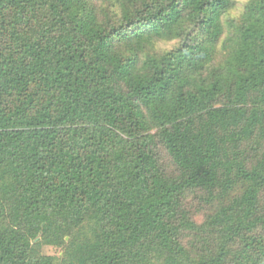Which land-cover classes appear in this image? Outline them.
<instances>
[{"label": "trees", "instance_id": "16d2710c", "mask_svg": "<svg viewBox=\"0 0 264 264\" xmlns=\"http://www.w3.org/2000/svg\"><path fill=\"white\" fill-rule=\"evenodd\" d=\"M237 4L0 0V264H264V0Z\"/></svg>", "mask_w": 264, "mask_h": 264}, {"label": "rangeland", "instance_id": "374dc122", "mask_svg": "<svg viewBox=\"0 0 264 264\" xmlns=\"http://www.w3.org/2000/svg\"><path fill=\"white\" fill-rule=\"evenodd\" d=\"M248 1L249 0H238L237 8L233 12L232 18L237 19L241 15V13L243 12L244 6ZM174 46H175V43H162L160 45V48L161 50L167 51L173 48ZM41 253L46 256H56V257H60L63 254L62 249L58 247H52V246H44L41 250Z\"/></svg>", "mask_w": 264, "mask_h": 264}]
</instances>
